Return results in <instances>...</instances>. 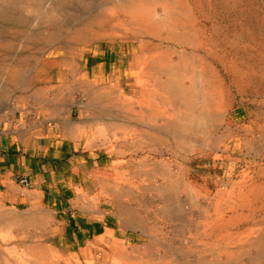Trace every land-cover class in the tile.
<instances>
[{
  "label": "crops",
  "instance_id": "obj_1",
  "mask_svg": "<svg viewBox=\"0 0 264 264\" xmlns=\"http://www.w3.org/2000/svg\"><path fill=\"white\" fill-rule=\"evenodd\" d=\"M146 50H57L0 72V264L252 260L229 246L262 228L264 108L210 94L199 112L195 81L160 82L148 67L165 51Z\"/></svg>",
  "mask_w": 264,
  "mask_h": 264
},
{
  "label": "rangeland",
  "instance_id": "obj_2",
  "mask_svg": "<svg viewBox=\"0 0 264 264\" xmlns=\"http://www.w3.org/2000/svg\"><path fill=\"white\" fill-rule=\"evenodd\" d=\"M99 44L165 51L148 69L163 83L195 81L199 112L210 107V94L215 107L224 100L231 112L264 108V0H0L2 73L27 69L51 51ZM261 219V229L241 235L239 251L236 242L229 246L252 256L244 264H264V213Z\"/></svg>",
  "mask_w": 264,
  "mask_h": 264
},
{
  "label": "built area",
  "instance_id": "obj_3",
  "mask_svg": "<svg viewBox=\"0 0 264 264\" xmlns=\"http://www.w3.org/2000/svg\"><path fill=\"white\" fill-rule=\"evenodd\" d=\"M5 113H7V112H6V111H3V114H5ZM0 126H2L1 121H0ZM19 184H20V186H21L23 189H31V188H32L31 183H30L29 180L26 179V178H21V179L19 180Z\"/></svg>",
  "mask_w": 264,
  "mask_h": 264
}]
</instances>
